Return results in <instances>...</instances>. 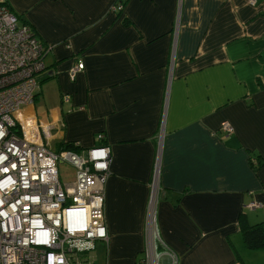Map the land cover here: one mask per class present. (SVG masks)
<instances>
[{"label": "crops", "instance_id": "0c3cea01", "mask_svg": "<svg viewBox=\"0 0 264 264\" xmlns=\"http://www.w3.org/2000/svg\"><path fill=\"white\" fill-rule=\"evenodd\" d=\"M6 1L47 46L27 133L110 148L108 240L86 264L146 256L157 160L159 264H264L238 222L264 219V0Z\"/></svg>", "mask_w": 264, "mask_h": 264}, {"label": "built area", "instance_id": "2783aa9c", "mask_svg": "<svg viewBox=\"0 0 264 264\" xmlns=\"http://www.w3.org/2000/svg\"><path fill=\"white\" fill-rule=\"evenodd\" d=\"M2 1L0 264H85L92 260L90 252L97 242L108 240L104 183L110 172V148L101 143L79 150H55L43 139L50 125L45 127L40 122L35 136L27 133L29 129L18 120L16 112L35 98L47 46ZM112 8L119 11L123 3L113 0ZM82 67L79 61L72 74ZM232 128L228 122L222 124L226 131ZM97 137L102 139L104 134L100 132ZM59 161H68L75 167L71 183L60 181ZM157 173L158 160L146 217V256L134 264H159L152 250ZM247 205L255 207L259 202L252 200Z\"/></svg>", "mask_w": 264, "mask_h": 264}, {"label": "trees", "instance_id": "16d2710c", "mask_svg": "<svg viewBox=\"0 0 264 264\" xmlns=\"http://www.w3.org/2000/svg\"><path fill=\"white\" fill-rule=\"evenodd\" d=\"M120 1L122 3L125 2V0H120ZM2 2L5 3V5L9 6V8L17 15L20 21L25 22L26 19L22 17L20 14H18L16 11H14V9L9 5V3L6 0H3ZM115 2H117V0H115ZM59 149L79 150V145L75 141H64L60 143ZM257 165H258L257 163L256 164L254 163L255 167H257ZM238 222H239V229L242 234L243 241L246 247L250 249H257L264 247V219L254 223H250L246 219L244 213H240Z\"/></svg>", "mask_w": 264, "mask_h": 264}, {"label": "rangeland", "instance_id": "374dc122", "mask_svg": "<svg viewBox=\"0 0 264 264\" xmlns=\"http://www.w3.org/2000/svg\"><path fill=\"white\" fill-rule=\"evenodd\" d=\"M57 168H58L60 181L63 184L71 183L74 180L76 169L70 162L59 161L57 163Z\"/></svg>", "mask_w": 264, "mask_h": 264}, {"label": "snow or ice", "instance_id": "6c2138e0", "mask_svg": "<svg viewBox=\"0 0 264 264\" xmlns=\"http://www.w3.org/2000/svg\"><path fill=\"white\" fill-rule=\"evenodd\" d=\"M98 155H103L102 153H99ZM3 158L2 157H0V160H2ZM5 171H7V169H5Z\"/></svg>", "mask_w": 264, "mask_h": 264}]
</instances>
